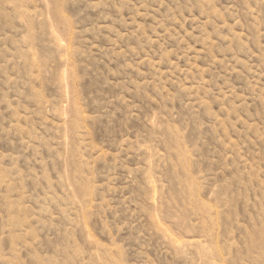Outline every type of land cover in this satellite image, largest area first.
I'll return each instance as SVG.
<instances>
[{
	"label": "rangeland",
	"instance_id": "1",
	"mask_svg": "<svg viewBox=\"0 0 264 264\" xmlns=\"http://www.w3.org/2000/svg\"><path fill=\"white\" fill-rule=\"evenodd\" d=\"M0 264H264V0H0Z\"/></svg>",
	"mask_w": 264,
	"mask_h": 264
}]
</instances>
